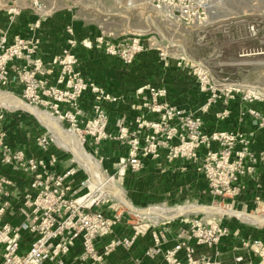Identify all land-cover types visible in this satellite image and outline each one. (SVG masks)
Segmentation results:
<instances>
[{
    "label": "rangeland",
    "instance_id": "1",
    "mask_svg": "<svg viewBox=\"0 0 264 264\" xmlns=\"http://www.w3.org/2000/svg\"><path fill=\"white\" fill-rule=\"evenodd\" d=\"M44 1L54 3L59 8L56 14L65 12L70 14L72 19L83 21L90 31L94 29L91 32L105 30L120 37L131 38L141 35L149 45L156 47L147 51L158 52L156 61L161 62L163 68L179 67L181 77L184 73L187 75L186 82L189 80L191 83L197 82L198 91L205 95V102L198 111L183 107L188 112L201 117L203 132L196 134L184 129L174 131L173 128L180 126V122L176 124L174 121L171 124L167 118H162V112L155 110L165 103L178 105L169 99L166 80L143 84L131 92V84L128 82L132 79H135V82L140 79L141 72H134L130 65L122 63L115 57L116 63L122 65L118 68V73L116 69L114 72L121 76L120 79L115 75L111 87L98 84L100 89L96 93L90 85L95 81L85 74L86 69L82 68L83 61L79 55L78 70L90 82L91 88L85 92L86 97L84 94L78 99L79 119L76 126L84 130L89 120L100 119L96 125H104L106 132L112 136L94 145L83 143L86 151L100 163L98 166L99 171L101 170L100 179H93L89 167L77 160L69 148L59 145L53 131L42 124L35 115L21 109L15 110L21 117H18L17 127L32 137L50 132L54 140L52 148L60 155L64 167L74 166L80 170L81 180L90 179L89 184L86 182L87 188L84 191H89L88 185L91 186L95 181L100 186L105 185L103 180L107 178L110 185L107 183L101 190L90 188L99 192L105 199L109 198V203L115 204L116 209L112 211L111 216L117 213V225L131 223L134 226H144L160 222L164 227L173 225L179 230L182 227H190L193 219L207 222L228 217V220L249 224L264 233V224L251 223L234 214L212 211L219 207L218 209L223 210L230 208L264 214V200L259 194L264 188L262 180L264 164L254 174H249L247 170L243 174L237 172L238 165L235 164L237 153L243 152L245 146L256 155L264 157L263 121L250 114H246L243 121L241 116L242 111L251 107L264 114V101L257 104L244 103L241 95L235 92L234 98L229 99L226 104L221 98H214L212 101L215 99L217 101H210L212 104H209L206 112L203 113L202 109L211 97V89L201 90L194 68L189 66L182 69L179 65V62L183 64L189 62L207 69L214 87L218 89L223 86L233 87L240 83L245 89L259 86L264 90V54L254 53L264 49V0H203L209 16L208 20L191 28L175 22L170 18V8L158 9L152 0ZM252 24L257 26L258 36L250 34L249 27ZM161 51L164 55H161ZM242 53L247 55L240 56ZM88 60H94L93 55L88 56L86 61ZM112 71H105L106 76L109 77L108 74ZM95 75L91 74V76ZM154 87L155 91L151 90ZM158 88L165 89L166 92L162 97L157 96V100H154ZM0 91L7 92L4 88ZM8 91L15 95L20 94L14 86H10ZM217 92L220 96L223 95L221 91ZM97 94L103 98L109 96L101 103L102 108L100 107V110L105 111V117H100L98 114L95 116ZM84 97L89 99L87 107L83 103ZM54 101L52 98V102ZM6 109L10 114L14 111ZM225 109L229 110L228 115L224 117L217 115ZM212 110H216V113L214 119L209 120L210 123L214 122L210 125L206 114ZM10 117L17 119L15 116ZM160 120L162 123L166 121V124L163 123L162 131L155 133L153 124ZM225 120L231 123V127L227 126L228 122L226 124L221 122ZM61 124L71 130V123L61 121ZM74 133L83 141L76 132ZM260 137H263L261 145ZM89 139L90 137L86 135V140ZM134 139L147 145L160 144L158 149L160 155L141 157L143 167L137 171H133L128 162ZM243 139L247 144L242 142ZM110 142H116L118 146L115 148V154L107 156L102 150V145L104 143L108 145ZM228 151H230L229 156H227ZM194 152L196 157L192 156ZM232 173L238 175L237 180L232 179ZM236 187H241L238 194L229 193V190L233 191ZM261 239L264 242V239ZM256 258L259 259L258 264H260L261 257L256 255ZM248 262L249 260L246 261Z\"/></svg>",
    "mask_w": 264,
    "mask_h": 264
},
{
    "label": "built area",
    "instance_id": "2",
    "mask_svg": "<svg viewBox=\"0 0 264 264\" xmlns=\"http://www.w3.org/2000/svg\"><path fill=\"white\" fill-rule=\"evenodd\" d=\"M152 2L158 9L170 8V18L186 27L204 24L209 17L203 0ZM58 10L54 3L44 0H0V13L6 15L9 23L0 28V88L7 92H10V86L16 87L17 91L20 89V94L16 96L21 101L41 109L44 107L52 116L71 123V130L83 139V143L98 144L105 138H112L104 125H96L100 119L89 120L84 130L76 126L79 119L78 99L91 88L90 82L78 70L76 49L80 44L88 48L95 47L111 57L119 58L126 65H132L140 53L156 47L149 45L141 35L120 37L105 30L93 32V38L79 39L71 22L64 27L67 36L65 45L55 57L54 64L47 63L41 55L43 37L38 31ZM24 13L33 17L26 25L28 34L14 33L12 27ZM249 31L252 36L259 35L255 24L250 25ZM160 53L164 55L162 51ZM254 53L264 54V49ZM245 55L247 54H240ZM190 64L179 62L182 69L189 66L194 68L201 90L211 89V97L202 109L203 113L216 99L221 98L226 104L229 99L234 98L235 92L241 95L244 103L257 104L264 101V90L259 86L245 89L237 83L233 87L223 86L218 89L214 87L207 69ZM90 85L96 93L100 89L95 82ZM154 89L155 87L151 88L155 91ZM217 91H221L223 95L220 96ZM165 92V89H156L154 100H157V96L162 97ZM106 98L109 96L103 98L97 94L95 116L98 114L105 117V111L100 110V107ZM214 98L216 99L212 101ZM13 110L10 114L5 107H0V264H141V258L138 257L132 258L130 262L116 263L111 261L110 256L119 247L132 249L136 239L151 226L154 230L153 245L145 250L146 257L161 255L165 264H223L218 246L232 234L226 222L228 217L207 222L191 220L190 227L177 230L176 243L172 248L165 249L162 246L165 231L160 222L146 224L145 227L134 226L131 237H113L100 246L101 239L114 234L118 215L116 213L111 216V213L116 209L115 204L109 203V198L105 199L89 185L90 190L84 191L87 188L86 182L89 184L90 179L81 180L78 168L61 166L60 155L52 148L54 140L50 132L33 137L26 134L24 141L19 143L20 139L17 138L12 123L16 124L20 115L15 112L17 109ZM155 110L162 112V118H167L171 124L174 121L176 124L180 122V126L173 128L174 131L184 129L196 134L203 132L201 117L183 107L165 103ZM228 114L227 109L217 113L220 117ZM246 114L260 118L264 123L261 111L251 107L241 112L242 118ZM165 122L163 121L164 124ZM163 123L160 120L153 124L155 133L163 130ZM86 135L90 137L88 141ZM242 142L247 144L244 139ZM159 148L160 144L147 145L134 139L128 157L132 170L137 171L143 167L141 157H158ZM242 150L243 152L237 153V172L243 174L247 170L249 174L256 173L264 164V157L251 152L247 146ZM229 154L230 151L227 156ZM192 156L196 157V153ZM232 177L234 180L238 179V175L234 173ZM240 188L229 190V193L238 194ZM200 247L212 252H199ZM233 249H244L247 252V255H235V264H245L249 260L247 257L251 255L261 257L260 264H264L262 239L241 238ZM182 251L183 255L180 254ZM247 264H252L251 260Z\"/></svg>",
    "mask_w": 264,
    "mask_h": 264
},
{
    "label": "crops",
    "instance_id": "3",
    "mask_svg": "<svg viewBox=\"0 0 264 264\" xmlns=\"http://www.w3.org/2000/svg\"><path fill=\"white\" fill-rule=\"evenodd\" d=\"M24 15H21L14 26L12 27V31L14 33H23L28 34V30L26 29L27 23L31 20L24 19ZM65 20V21H63ZM78 20V19H77ZM76 19H72V16L68 13L63 12L60 14H56L52 19L45 22L41 31H38V33L42 34V45H41V55L44 57L45 61L47 63L53 62L55 60V57L59 53L61 47L65 45L66 40V33H65V25L73 22ZM8 18L4 13H0V28L6 27L8 24ZM77 30L75 31L79 39H83L85 37L93 38V30L90 31L88 29L87 25L83 23V21L78 20L75 24ZM75 29V28H74ZM95 33V32H94ZM78 54L81 58V61H83V67L86 69V75L90 77L92 80H94L97 84L101 85H109L110 87L112 85V81L116 78H119L118 74H115V69L117 73L119 72L118 68H121L122 65H118L116 63L115 57L108 56L104 53V51H101L95 47L88 48L80 44L78 46ZM93 55L94 60H87V57ZM158 60V52L157 51H144L140 53L137 57L135 62L130 65V68L137 73V71H140V79H137L135 82V79H132L128 82V84H131V92H133L136 87H139L143 84L150 83V82H167L168 84H165L168 87L169 90V99L178 104L181 107H185L187 109L198 111L200 107L205 102V95L203 93H200L197 89V82L193 81L192 83L189 81L186 82L185 77L187 78V75H185L183 72V76L181 77V70L179 67L177 68H163L161 62L156 61ZM85 61V62H84ZM93 62V63H92ZM122 64V63H121ZM125 69V68H124ZM127 69V68H126ZM107 70H114L110 72L109 77H107L105 71ZM88 71V72H87ZM85 72V71H84ZM96 74L95 76H91V74ZM165 77H164V76ZM191 77H189L190 79ZM135 82V83H134ZM86 97V93L84 95ZM83 98V103L87 107L89 106L87 101H89L88 98ZM216 110H212L207 112L206 116L208 119V123H210L209 120L211 118L214 119ZM21 118V117H20ZM220 123V121H218ZM223 124H226L225 121H221ZM231 123H227V126H230ZM236 125V124H232ZM14 125V132L17 134V138H19V143L21 141H24V135L27 133L24 132L16 127ZM241 128V127H240ZM23 133V134H21ZM260 145L262 144L263 137H260ZM22 143V142H21ZM24 144V143H23ZM103 144L102 150L106 155L112 156V153H114L115 148H117L118 144L116 142H110ZM259 145V146H260ZM107 151V152H106ZM115 154V153H114ZM147 163V162H146ZM61 163V166H64V164ZM148 164V163H147ZM159 165V161L157 163ZM148 167V165H147ZM144 178V177H143ZM146 178L147 175H146ZM263 180V186H264V176L262 177ZM259 194L261 195V198L264 200V188L260 190ZM255 204V202H253ZM227 225L231 228V236L227 237L226 239L222 240L221 244L218 246V250L220 251V258L223 261V264H235L234 256L237 254H245L247 255L246 250L241 249L235 251L233 248L234 246L238 245L240 243L241 238H250V239H264V233L260 232L259 230L254 229L251 225H247L246 223H236V221H231L227 219ZM163 230L165 231V239L163 240V248H172L176 243V226L169 225L163 226ZM134 224L131 225V223H124L116 225L114 228V234L111 236H107L99 241V245L105 244L109 242L113 237L117 236H126L131 237L134 234ZM153 229L149 228L143 235H140L132 249L126 250L122 247H119L111 256L110 259L113 262L116 263H124V262H130L132 258L138 257L141 258V264H165V260L163 257L157 256L155 258H148L145 256V250L153 245ZM199 252H204L210 254L212 251L208 250L205 247H200L198 249ZM181 255H183V251L180 252ZM247 259L251 260L253 264H258L259 259L256 258V255H251L250 257H247ZM245 264H247L245 262Z\"/></svg>",
    "mask_w": 264,
    "mask_h": 264
},
{
    "label": "bare ground",
    "instance_id": "4",
    "mask_svg": "<svg viewBox=\"0 0 264 264\" xmlns=\"http://www.w3.org/2000/svg\"><path fill=\"white\" fill-rule=\"evenodd\" d=\"M2 106L5 108H9V109H21V110L30 112L31 114L35 115L36 118L42 122V124H44L47 128L53 131L54 136L57 139L59 145H62L66 149L69 148V150L73 151L77 160H79L86 167H89V169L92 172L93 179L95 180L97 178L100 179L101 170L99 171V167H98L100 166V163L96 161V159L86 151L83 145V141L80 140L73 131L63 127V125L61 124V121L57 117L52 116L48 111L40 109L39 107L35 105L21 101L15 94L11 92H1L0 91V107ZM103 181H105V185L103 186H100V184H97V182L95 181L93 182V184L90 183L91 184L90 187H92L93 189L95 188V190H101L102 187L104 188L107 185V183L109 184V181L107 180V178L104 179ZM118 193H121V192L118 191ZM127 206H130V205H127ZM200 208H205V207H200ZM218 208L212 209V211L215 210L217 211V213H223V214L224 213L234 214L236 216L242 217L244 220L249 221L251 223L264 224V214L262 213H251L249 211H239L235 209L232 210L230 208H228L227 210L226 209L223 210V209H218Z\"/></svg>",
    "mask_w": 264,
    "mask_h": 264
},
{
    "label": "trees",
    "instance_id": "5",
    "mask_svg": "<svg viewBox=\"0 0 264 264\" xmlns=\"http://www.w3.org/2000/svg\"><path fill=\"white\" fill-rule=\"evenodd\" d=\"M24 19H26L27 22H28V20L33 19V17H32L30 14H26V15H24ZM77 21H78V20L74 21V25H73L74 28H75V31L77 30L76 25H75V24L77 23ZM72 24H73V22H72ZM76 35H77V34H76ZM76 52H77V54H78V48L76 49ZM78 55H79V54H78ZM12 125H13V128H14V125H16L15 122H13Z\"/></svg>",
    "mask_w": 264,
    "mask_h": 264
}]
</instances>
